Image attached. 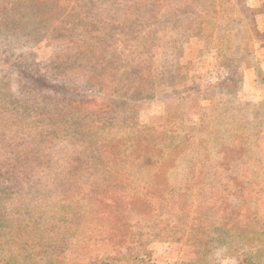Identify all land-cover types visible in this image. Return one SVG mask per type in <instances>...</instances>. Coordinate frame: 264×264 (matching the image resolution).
<instances>
[{"label": "rangeland", "instance_id": "obj_1", "mask_svg": "<svg viewBox=\"0 0 264 264\" xmlns=\"http://www.w3.org/2000/svg\"><path fill=\"white\" fill-rule=\"evenodd\" d=\"M100 1L28 2V20L46 21L47 37L22 58L10 49L4 55L22 65L10 73L20 80L72 50L151 66L159 92L140 111L143 129L101 135L104 144L124 137L140 152L42 140L57 168L32 167L37 190L0 180V255L35 264L61 254L70 264H263L264 0H223L198 20L199 35L182 39L198 19L194 7L211 0H156L151 12L121 7L117 22H108L115 11ZM5 2L10 11L16 0ZM243 67L249 88L240 87ZM185 75L183 87L166 80L179 84ZM229 78L231 89L208 88ZM245 89L260 100L242 99Z\"/></svg>", "mask_w": 264, "mask_h": 264}, {"label": "trees", "instance_id": "obj_2", "mask_svg": "<svg viewBox=\"0 0 264 264\" xmlns=\"http://www.w3.org/2000/svg\"><path fill=\"white\" fill-rule=\"evenodd\" d=\"M28 2L35 3L38 0H16L10 11L8 2L0 4V66H7L8 70V75L0 78V180L8 181V178H14L26 183L31 191V188L36 187L38 182L35 179L38 172L36 169L42 168L46 171V169L56 170L57 168L51 151L47 150L46 145L41 146L42 140L44 143L53 139L73 143L81 142L86 147L89 145L102 147L98 150L110 155H113L118 148L120 150L121 147H132L134 151H138L134 148L137 149L135 142L128 144L124 137L113 138L111 143L104 144L102 142L104 138H101V135H109L116 130L139 133L143 129L140 125V111L147 101L157 96L159 91L155 87L156 79L150 74L151 66L143 68L139 65L141 63L139 60L135 61V57L132 61H124L116 54L107 57L97 53L86 55L82 51L72 50L63 58L57 55L56 58L38 67L37 71L26 74L25 80L11 76L10 73L15 67L21 68L22 65L11 56L6 57L4 52L10 49L12 54L22 58L28 49L47 37L46 21L41 26L39 22L32 23V20H28L27 13L29 12L26 9ZM100 2L110 7L109 11H115L114 16L106 18L108 22L114 19L115 22L120 20L118 12L121 7L127 6V9H132L134 6L147 7L148 12H151L158 6L156 0H139L138 2L135 0H102ZM222 2L223 0H211L208 5L204 3L195 6L198 19L187 22L186 30L180 39L184 36L199 35L203 27L200 25L202 21L198 20L204 14L223 7ZM192 22H196L197 29H193L190 25ZM69 26H62L61 29L59 25L58 29L59 31H71L72 26ZM52 37L56 39L59 46L62 41L60 35ZM64 44H67V41ZM81 45L84 46V44ZM176 65L182 67L180 64ZM164 71L167 73V69ZM161 80L165 81V78ZM166 80L170 86L183 87L186 84V75L181 77L179 84ZM229 84L228 82L223 85L209 83L212 86L208 88L231 89L233 85L229 86ZM24 129L34 134L31 140L28 136L18 138L17 133ZM38 130L42 139L35 134ZM231 147H242V145ZM163 149L165 146L158 150ZM51 173L46 172V175ZM85 196L93 198V195L88 197L87 193ZM7 256V252L0 255V264H35L22 257L14 259ZM130 256L132 257V253ZM58 258V261H53L51 256H47L38 263L70 264L62 254ZM134 258L137 261L146 260L139 254L134 255Z\"/></svg>", "mask_w": 264, "mask_h": 264}, {"label": "crops", "instance_id": "obj_3", "mask_svg": "<svg viewBox=\"0 0 264 264\" xmlns=\"http://www.w3.org/2000/svg\"><path fill=\"white\" fill-rule=\"evenodd\" d=\"M242 70H243V77H242V80H239L240 87L243 86V87L249 88L250 87V82L248 81V78H247V76H249V74H250V73H248L249 72V69L247 67H243ZM226 82H228V84L230 83V84L234 85L233 80L230 79V78H229V80L219 81L218 83H220L221 85H223ZM230 84H229V86H230ZM247 91L248 90H246V89L243 90L244 97H242V99L248 100V102H250V103H251V101H256V100L258 101V100H260L259 97H257L256 99H254V97H251V95ZM239 96H241V95L239 94Z\"/></svg>", "mask_w": 264, "mask_h": 264}]
</instances>
